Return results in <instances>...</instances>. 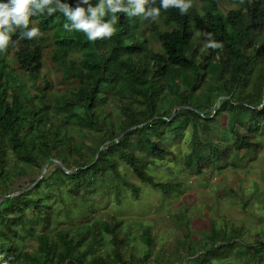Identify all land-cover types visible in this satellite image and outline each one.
Returning a JSON list of instances; mask_svg holds the SVG:
<instances>
[{"label":"trees","instance_id":"16d2710c","mask_svg":"<svg viewBox=\"0 0 264 264\" xmlns=\"http://www.w3.org/2000/svg\"><path fill=\"white\" fill-rule=\"evenodd\" d=\"M191 3L184 15L161 9L155 22L119 13L116 33L96 42L64 30L59 12L33 16L43 35L0 53V264H213L224 248L233 253L236 238L214 218L206 243L193 237L188 255L178 249L172 261L142 224L138 253L139 227L95 215L99 200H90L113 189L118 204L124 189L140 198L142 184L177 199L182 174L210 172L209 180L263 146L264 0H229L227 13L218 0ZM50 30L52 61L67 82L61 92L42 75ZM205 33L222 47L204 49ZM28 172L37 178L15 189ZM243 250L238 259H264Z\"/></svg>","mask_w":264,"mask_h":264},{"label":"rangeland","instance_id":"374dc122","mask_svg":"<svg viewBox=\"0 0 264 264\" xmlns=\"http://www.w3.org/2000/svg\"><path fill=\"white\" fill-rule=\"evenodd\" d=\"M218 2L226 13L234 7L229 4V0ZM53 36V31L47 32L42 75L43 80L46 77L54 85L55 92H61L67 82L52 61L51 49L55 46ZM156 47L159 48V44H156ZM11 55L8 60L14 65L16 61ZM24 78L32 93L37 92L29 76ZM185 149L184 143L175 146L178 154H182ZM246 160L244 166L243 164L229 166L222 173L214 174L209 180L210 172L198 177L188 173L182 174L185 187L177 199L163 200L159 189L142 184L140 198L135 197L130 190L124 189L118 204L113 189L110 195L93 194L90 200H99V210L95 215H118L124 219V227L128 231L130 228L139 227L134 237L138 253L145 248V243L138 238L142 224L152 228L155 235L154 248L159 255L170 256L169 259L172 261L180 260V254L188 255L187 250L193 237L200 240V245L206 243L205 233L211 229V221L214 218L219 226L227 228L228 233L234 235L236 243L232 249L233 253L224 248L226 255L224 259L213 260V264H264V259L259 261L238 259L234 253L237 249L240 251L245 248L243 251L246 255V248L252 246L253 253L264 255V144ZM122 170L124 172L126 168ZM156 171L161 177H167L163 168ZM29 172L26 177L16 179H25L22 182L24 185L31 183L38 175ZM126 172L130 179L139 182L131 171ZM185 202L187 204H184ZM185 232H190L192 237L186 238ZM178 249L181 251L180 254ZM250 256L253 257L251 254Z\"/></svg>","mask_w":264,"mask_h":264},{"label":"clouds","instance_id":"9594fccd","mask_svg":"<svg viewBox=\"0 0 264 264\" xmlns=\"http://www.w3.org/2000/svg\"><path fill=\"white\" fill-rule=\"evenodd\" d=\"M155 3L156 0H99L94 5L92 0H76L75 6H72L64 0H0V53L7 52L20 40L38 39L43 35L39 28L30 26L33 16H53L59 12L68 21L63 24L64 30L83 33L88 41L96 42L110 39L116 33L119 13L128 18L142 17L155 22L161 16V9L168 11L176 8L184 15L192 7L191 0H160L158 7L154 6ZM17 31L19 36L14 41L12 37ZM205 36L207 42L204 49L222 47L221 43L212 39L211 33H205Z\"/></svg>","mask_w":264,"mask_h":264},{"label":"crops","instance_id":"0c3cea01","mask_svg":"<svg viewBox=\"0 0 264 264\" xmlns=\"http://www.w3.org/2000/svg\"><path fill=\"white\" fill-rule=\"evenodd\" d=\"M27 176V175H26ZM25 177V176H24ZM23 181H25V179H19L17 180V182L15 183V189H19V187L22 185L24 186V184L22 183Z\"/></svg>","mask_w":264,"mask_h":264},{"label":"water","instance_id":"95a60500","mask_svg":"<svg viewBox=\"0 0 264 264\" xmlns=\"http://www.w3.org/2000/svg\"><path fill=\"white\" fill-rule=\"evenodd\" d=\"M47 165L49 164V162L46 163Z\"/></svg>","mask_w":264,"mask_h":264}]
</instances>
